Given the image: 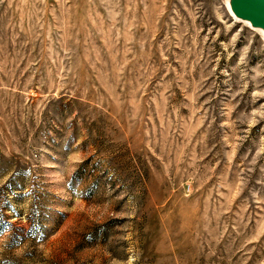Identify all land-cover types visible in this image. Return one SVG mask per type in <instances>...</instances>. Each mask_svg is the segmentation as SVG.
Masks as SVG:
<instances>
[{"label": "rangeland", "instance_id": "rangeland-1", "mask_svg": "<svg viewBox=\"0 0 264 264\" xmlns=\"http://www.w3.org/2000/svg\"><path fill=\"white\" fill-rule=\"evenodd\" d=\"M238 3L0 0V264H264Z\"/></svg>", "mask_w": 264, "mask_h": 264}, {"label": "water", "instance_id": "water-1", "mask_svg": "<svg viewBox=\"0 0 264 264\" xmlns=\"http://www.w3.org/2000/svg\"><path fill=\"white\" fill-rule=\"evenodd\" d=\"M239 7L242 15H251L256 22L264 24V0H240Z\"/></svg>", "mask_w": 264, "mask_h": 264}, {"label": "bare ground", "instance_id": "bare-ground-1", "mask_svg": "<svg viewBox=\"0 0 264 264\" xmlns=\"http://www.w3.org/2000/svg\"><path fill=\"white\" fill-rule=\"evenodd\" d=\"M241 7V6H240ZM240 7H239V3L235 5V8L237 11L240 12ZM232 10V9H231ZM248 19H250V22H254L255 21V17L251 16V15H248L247 16ZM261 29L264 31V24H261L260 25Z\"/></svg>", "mask_w": 264, "mask_h": 264}]
</instances>
